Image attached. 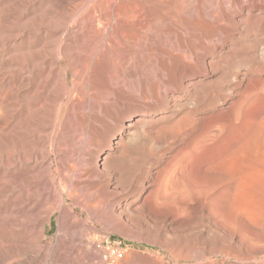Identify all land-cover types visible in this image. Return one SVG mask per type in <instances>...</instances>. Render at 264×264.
I'll return each instance as SVG.
<instances>
[{"label":"rangeland","instance_id":"rangeland-1","mask_svg":"<svg viewBox=\"0 0 264 264\" xmlns=\"http://www.w3.org/2000/svg\"><path fill=\"white\" fill-rule=\"evenodd\" d=\"M105 239L264 264V0H0V264Z\"/></svg>","mask_w":264,"mask_h":264},{"label":"built area","instance_id":"built-area-1","mask_svg":"<svg viewBox=\"0 0 264 264\" xmlns=\"http://www.w3.org/2000/svg\"><path fill=\"white\" fill-rule=\"evenodd\" d=\"M100 254V264H120L124 259L125 249L121 242L105 239L95 245Z\"/></svg>","mask_w":264,"mask_h":264},{"label":"bare ground","instance_id":"bare-ground-1","mask_svg":"<svg viewBox=\"0 0 264 264\" xmlns=\"http://www.w3.org/2000/svg\"><path fill=\"white\" fill-rule=\"evenodd\" d=\"M214 12V11H213ZM217 16V15H216ZM215 17V16H214ZM216 21H219V20H216ZM214 23H216V22H214ZM210 26H211V23H210ZM216 27V26H215ZM217 28H219V27H217ZM222 28V27H221ZM223 29V28H222ZM221 29V32L223 31ZM215 30V29H214ZM216 31V30H215ZM214 31V33H216L217 31H218V29H217V31L215 32ZM218 33V32H217ZM224 33V32H223ZM122 52H123V54L125 55V54H128L129 52H130V50L128 49V48H125V49H123L122 50ZM179 57V56H178ZM179 59H180V57H179ZM182 59V58H181ZM106 63H108L109 64V62L107 61ZM108 64H106V67H108ZM168 70V69H167ZM7 111H8V109H7ZM8 113V112H7ZM6 124L7 125H9V117H6ZM142 125H144V124H142ZM147 126V125H146ZM141 127V126H140ZM143 128V127H142ZM7 129H8V127H7ZM135 130H136V127H135ZM140 130V129H139ZM139 130H137L136 132H133V133H137ZM144 130V129H143ZM35 131V130H34ZM134 131V130H133ZM140 132V131H139ZM139 132L137 133L138 135H140L139 134ZM6 139H5V162H6V165L7 166H11L12 164H14V166H16V167H18V168H21L23 165H27V163H25L24 162V160L22 159V154H21V150H20V146H19V148H18V146H16V144L14 145L15 147H13L12 148V144H11V138H10V136L11 135H9L10 134V131L8 130V131H6ZM133 133H131V134H133ZM134 136V135H133ZM135 136H136V134H135ZM136 137H138V136H136ZM15 140V139H14ZM11 144V145H10ZM19 144V143H18ZM20 145V144H19ZM37 145V144H36ZM23 152V151H22ZM12 155L16 158V160H14L13 161V158H12ZM24 158V157H23ZM20 165V166H19ZM152 167V166H151ZM150 168V167H149Z\"/></svg>","mask_w":264,"mask_h":264}]
</instances>
